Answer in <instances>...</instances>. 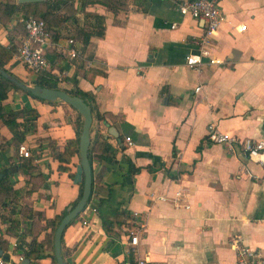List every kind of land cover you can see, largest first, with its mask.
<instances>
[{
    "label": "crops",
    "instance_id": "1",
    "mask_svg": "<svg viewBox=\"0 0 264 264\" xmlns=\"http://www.w3.org/2000/svg\"><path fill=\"white\" fill-rule=\"evenodd\" d=\"M84 1L72 0L74 19L64 18L56 26L59 36L45 50V70L60 88L77 87L93 97L89 144L104 139L109 159H92L91 198L105 199L102 215L111 221L108 204L139 211L144 232L135 249L126 253V219L104 229L98 211L84 206L61 231L64 261L235 264L234 243L264 252L263 169L207 137L208 124L227 135H264V0L217 1L222 20L210 51L223 62L204 61L198 70L185 64V56L195 50L192 38L202 32V21L177 10L182 0H121L116 11L104 0ZM90 14L102 17L103 34L90 36L86 44L72 38L76 55L69 58L59 46L74 28L94 25ZM20 16L13 13L0 21L3 45L22 37ZM14 53L4 67L32 83L34 73ZM88 66L104 74L89 81L83 77ZM1 104L5 110L37 111L33 128L17 145L0 118V168L15 153L21 156L19 144L32 158L29 170L12 174L13 191L0 193L2 252L15 259L35 243L41 255L26 257L27 264H52L53 231L47 220L72 204L81 178L76 155L67 164L73 174L69 176L56 169L52 152L75 136L81 117L66 102L42 100L11 87ZM126 135L130 144L124 142ZM122 155L140 166L139 171L128 173ZM145 165L154 169L148 171ZM177 186L187 192L186 207L156 199L163 193L171 196Z\"/></svg>",
    "mask_w": 264,
    "mask_h": 264
},
{
    "label": "trees",
    "instance_id": "2",
    "mask_svg": "<svg viewBox=\"0 0 264 264\" xmlns=\"http://www.w3.org/2000/svg\"><path fill=\"white\" fill-rule=\"evenodd\" d=\"M92 1L93 0H85L84 2H92ZM104 1L102 0V2L106 4L108 9L112 11H116L118 7V5L116 4L121 2V0H104ZM71 2L72 0H43L39 2H9L6 0L0 1V21H5L6 17L13 13L20 14L21 16L32 13L33 15L42 18L44 20L46 29L48 30L50 36V40L54 41L59 36V32L56 26L60 22H62L64 18L70 19L71 21L74 19L73 16L70 15ZM62 10L63 13L61 16H59L58 13ZM90 15L94 17V23H93L94 25L93 26L84 25L82 27L74 28L73 32L70 35L71 38L77 39L82 44H86L90 36H101L103 34L102 17L96 14H90ZM24 33L25 31L23 32L22 36L24 35ZM18 44L19 41H17L16 44L11 42L9 45H3L2 43H0L1 68L6 70L4 64L11 58ZM25 68L29 71L27 67ZM33 73L35 77L32 83L40 84L47 87L60 88L56 84V78L53 77V75L50 73L49 70L44 69L42 71L33 72ZM96 74L103 75L104 71L102 69L92 66H88L83 70V77L89 81H91L94 75ZM22 81L28 83L27 81L24 80ZM10 87L21 90L30 95L32 94L29 93L28 91L22 90L14 83L10 82L8 79L0 75V118L2 119L5 126L9 129L11 133V137H10L11 140L14 141L15 144L17 145L24 138L25 133L33 128L34 126L33 120L37 115V111L32 108L29 109L21 108L18 111H14L11 109L5 110L3 105L1 104V101L5 97L7 89ZM60 89L65 90L69 94L79 95L80 97H82L83 100L90 105V112L92 117L93 97L90 93L82 91L77 87L60 88ZM20 115H27L28 117L22 119V121H18L16 117ZM80 125L81 123H79V127L76 128L74 137L66 138L63 142L62 148L60 150L57 149L52 152L53 158L56 159L58 162L56 169L58 171H67L68 172L67 174L69 176H72L73 174L72 172L69 171V167L67 164L71 162L72 156L76 155L77 158H79L77 141H78V133L80 130ZM97 147L99 148L98 154L95 153ZM107 150H109V144L104 139L94 140L92 143L88 145L87 158L90 163L91 173H92V168H91L92 159L93 158L109 159V156L106 155L105 153ZM122 159L126 162L127 164L126 171L130 174H134L138 172L139 169L141 168L140 166L134 165L131 159L126 155H122ZM31 162H32L31 156H18L15 153L11 158V162L6 166L0 168V193L1 191H4L6 195H9L13 191L10 187V183L12 182L11 179L12 174L18 170L20 171L29 170L31 168ZM157 165L163 166V163L158 162ZM145 167L148 171H152L154 169V167H152L151 165H145ZM163 168L164 170L167 171L166 167L163 166ZM80 173H81V178L79 181L78 194L77 197L72 201V205L75 204V202L77 201V199L80 197L81 194V189H82L81 170ZM91 187H92V174H91ZM108 192L110 193L111 190L108 189ZM104 202H106L105 199L93 200L91 198V188H90V193L87 198V202L85 206H92L98 211L104 229H107V226L108 224H110V222L120 224L121 222L125 221L128 212L126 210L120 209L119 203H115L114 206H111L112 204H108L110 206L109 212L113 215V220L111 221L109 219L104 218L102 215V207ZM65 212L66 210H64L60 214H55L51 219L47 220L48 223L51 225V232L54 230L57 222ZM34 244L35 243H31L28 250L26 249L22 251V255L24 257L33 258L41 255L38 251H36V249L33 248ZM0 248L2 249L1 244H0ZM51 258H52V264H56L53 254H51Z\"/></svg>",
    "mask_w": 264,
    "mask_h": 264
},
{
    "label": "built area",
    "instance_id": "3",
    "mask_svg": "<svg viewBox=\"0 0 264 264\" xmlns=\"http://www.w3.org/2000/svg\"><path fill=\"white\" fill-rule=\"evenodd\" d=\"M218 0H182L177 4V10L182 14H187L192 18L202 21V32L192 38L195 47L194 51L185 56V64L196 70L204 63L223 62L222 58L215 57L211 54L210 46L213 39V33L222 20V14L218 7ZM19 21L24 28V35L20 38L19 44L15 50V57L29 69L31 72L42 71L47 67L45 50L50 45V36L46 29L44 20L33 14H27L19 17ZM240 25L239 28H243ZM60 49L69 57L76 55L74 41L68 37L64 43L59 46ZM205 59V60H204ZM198 89V86L195 87ZM207 137L210 141L222 144L231 153H237L244 159H250L258 163L263 172L261 178L264 180V135L261 138L241 137L237 135H227L212 127L207 126ZM126 144L131 143L129 136H124ZM18 153L21 156H30V151L23 145H18ZM187 192L182 187L177 186L171 196L165 193L157 195L156 199L165 201L171 199L173 206H184ZM85 221L83 220V223ZM125 231L128 235V248L134 250L138 239L144 232V219L139 211L131 210L126 217ZM238 240V236L235 237ZM15 245V243H13ZM235 250V264H264V252L258 248L236 243L233 244ZM23 259L21 254H17L15 259L4 258L0 254V264H18ZM121 264H148L145 259H123Z\"/></svg>",
    "mask_w": 264,
    "mask_h": 264
},
{
    "label": "water",
    "instance_id": "4",
    "mask_svg": "<svg viewBox=\"0 0 264 264\" xmlns=\"http://www.w3.org/2000/svg\"><path fill=\"white\" fill-rule=\"evenodd\" d=\"M19 2L27 1H42V0H18ZM0 75L14 83L22 90L28 91L34 96L45 100H58L63 101L71 105L79 113L81 117V125L78 133L77 149L79 156V165L82 171V189L80 197L75 204H69L66 206V212L61 216L57 222L52 235L53 244V256L56 264H67L60 253V235L63 227L67 222L77 215L85 206L87 198L91 188V169L90 163L87 158V147L89 144V127L91 123L90 105L83 100L79 95L69 94L65 90L60 88L47 87L36 83H25L18 79L5 69L0 67ZM117 136L116 132H113ZM118 142L119 138L117 137ZM0 254L7 258V255L2 252L0 248ZM28 259L24 257L18 264H27Z\"/></svg>",
    "mask_w": 264,
    "mask_h": 264
},
{
    "label": "rangeland",
    "instance_id": "5",
    "mask_svg": "<svg viewBox=\"0 0 264 264\" xmlns=\"http://www.w3.org/2000/svg\"><path fill=\"white\" fill-rule=\"evenodd\" d=\"M30 14H32V13H30ZM29 84H32V83H29Z\"/></svg>",
    "mask_w": 264,
    "mask_h": 264
}]
</instances>
